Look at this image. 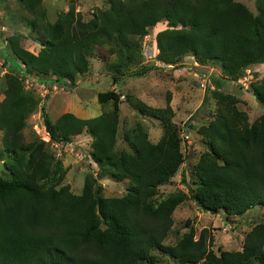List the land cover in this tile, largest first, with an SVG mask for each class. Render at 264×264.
<instances>
[{
  "label": "trees",
  "instance_id": "obj_1",
  "mask_svg": "<svg viewBox=\"0 0 264 264\" xmlns=\"http://www.w3.org/2000/svg\"><path fill=\"white\" fill-rule=\"evenodd\" d=\"M19 1L27 13L42 17L40 0ZM109 4L87 21L70 9L54 24L42 26L45 50L37 56L13 37L8 38V47L27 75L72 82L76 74L87 71L91 47L107 46L118 53L138 49L145 28L165 20L167 28L155 37L159 62L177 64L186 53L198 64L214 60L224 74L214 80L216 87L221 79L236 80L249 66L264 64V0H254L256 14L234 0H109ZM28 25L34 29L36 18ZM150 69L143 64L135 74ZM5 78L1 146L11 157L6 162L10 178H0V264H155L153 250L177 264H264V223L244 234L239 250L218 247L213 252L203 235L205 228L194 239L190 226L175 244L164 243L181 198L152 203L158 187L183 162L177 133L166 119L159 143L138 132L127 138L132 153L117 154L114 120L80 119L69 113L52 123L41 107L42 124L53 142L69 144L86 127L94 137L89 156L99 178L134 181L124 195L105 197L87 176L75 194L60 185L64 168L47 143L24 139L27 115L37 111L39 100L18 77L7 73ZM214 94L225 108L200 131L208 151L196 163L194 187L187 190L202 210L221 213L226 221L264 206V113L249 124L244 113L225 103L232 97ZM251 95L264 105V77L253 85ZM96 96L99 103L112 100L118 109L120 95L115 90ZM137 104L133 103L136 108ZM144 106L154 117L164 113Z\"/></svg>",
  "mask_w": 264,
  "mask_h": 264
},
{
  "label": "rangeland",
  "instance_id": "obj_2",
  "mask_svg": "<svg viewBox=\"0 0 264 264\" xmlns=\"http://www.w3.org/2000/svg\"><path fill=\"white\" fill-rule=\"evenodd\" d=\"M40 1L43 15L33 17L23 10L19 0H0V42L3 44V49H0V101L4 98L7 73L18 77L25 89L39 100L37 111L27 115L23 136L27 142L34 138L46 142L53 158L61 161L64 177L60 185L78 194L87 176H91L94 187H101L103 196L119 197L126 193L127 187L133 186L134 181L117 182L106 177L99 178L97 166L89 156L94 137L86 127L72 136L69 144L53 142L42 124L41 107L52 123L62 114L69 113L80 119L103 116L114 120V151L117 154L132 153L127 138L138 132H146L150 142L159 143L164 134L161 123L166 119L177 133L183 162L174 176L158 187L152 203L157 206L167 198H181L172 212L173 225L164 243L175 244L190 226L195 231L194 239L205 228L203 235L213 252L218 247L221 251L239 250L241 237L254 225L264 223V206H254L241 215L229 216L223 221L221 213L211 214L195 204L187 189L194 187V168L199 158L208 151L207 138L200 131L220 113L223 114L225 108L214 93L232 97L233 101L227 98L225 103L244 113L249 124L254 123L264 113V105L255 102L251 88L264 77V64L249 66L244 70V75L236 80L221 79L219 87H216L214 80L224 74L214 60L198 64L190 53H186L177 64L159 62L155 37L158 31L167 28L164 20L145 28L146 35L138 49H121L118 53L110 52L107 46L101 49L91 47L86 58L87 71L76 74L72 82L51 80L55 76L42 80L25 73V68H21L8 47V38L13 37L21 47L37 56L45 50L42 26L54 24L70 9L78 12L81 20L87 21L97 11L107 10L110 4L109 0ZM234 1L256 14L254 0ZM32 18H36L38 24L34 29L28 25ZM143 64L152 66V69L137 76L135 71ZM110 89L120 95L116 111L112 100L99 103L96 96ZM133 103H139L137 108ZM144 105L164 113L159 118L154 117ZM1 139L0 130V178L5 179L10 178L6 162L11 155L3 153ZM185 221H188V227ZM151 253L155 256V264H177L168 255H161L155 250Z\"/></svg>",
  "mask_w": 264,
  "mask_h": 264
},
{
  "label": "crops",
  "instance_id": "obj_3",
  "mask_svg": "<svg viewBox=\"0 0 264 264\" xmlns=\"http://www.w3.org/2000/svg\"><path fill=\"white\" fill-rule=\"evenodd\" d=\"M0 49H3V44H2V42H0ZM20 64V66H21V68H24L23 67V64H21V63H19ZM219 214V213H218ZM220 215V214H219ZM241 239H242V237H241Z\"/></svg>",
  "mask_w": 264,
  "mask_h": 264
}]
</instances>
